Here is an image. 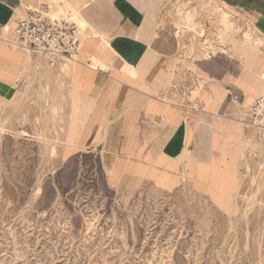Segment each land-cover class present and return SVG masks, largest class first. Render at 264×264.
I'll use <instances>...</instances> for the list:
<instances>
[{"label":"rangeland","instance_id":"374dc122","mask_svg":"<svg viewBox=\"0 0 264 264\" xmlns=\"http://www.w3.org/2000/svg\"><path fill=\"white\" fill-rule=\"evenodd\" d=\"M167 1L160 0L168 5L162 15L175 19L176 29L196 34L210 22L214 28L219 17L231 55L242 58L238 49L251 47L264 56V34L255 25L245 21L251 27L245 37L234 34L228 15L244 18L230 3ZM38 3L51 8L52 19L75 23L86 41V24L68 0ZM177 41L176 94L182 100L192 92L195 101L205 93L204 84L201 91L195 85L201 45ZM26 54L16 98L0 101V264H264V145L240 115L227 122L233 129L222 128L221 190L186 178L177 188H114L96 156H71L67 149L71 66L78 64L61 71Z\"/></svg>","mask_w":264,"mask_h":264},{"label":"crops","instance_id":"0c3cea01","mask_svg":"<svg viewBox=\"0 0 264 264\" xmlns=\"http://www.w3.org/2000/svg\"><path fill=\"white\" fill-rule=\"evenodd\" d=\"M68 1L86 24L78 66H71V156H96L114 188L130 183L177 188L186 178L221 190L222 128L262 95L264 56L243 47L238 58L231 47L230 54L198 62L202 81L195 85L201 91L204 84L205 93L195 101L192 92L180 100L172 75L179 51L175 19L162 15L160 0ZM222 1L264 34V0ZM38 6V0H0V101L16 98L29 66L26 51L4 40L5 28Z\"/></svg>","mask_w":264,"mask_h":264},{"label":"built area","instance_id":"2783aa9c","mask_svg":"<svg viewBox=\"0 0 264 264\" xmlns=\"http://www.w3.org/2000/svg\"><path fill=\"white\" fill-rule=\"evenodd\" d=\"M166 6L168 5L164 6L163 11H167L165 10ZM50 9L48 5L30 9L27 16L19 17L14 24L5 28L9 37L7 36V39L4 40L16 49L37 53L45 58L50 67L54 69L66 64H78L79 55L84 47L83 32L75 23L64 19H52L49 16ZM201 15V20L207 17L206 13ZM174 18L178 20L177 17ZM214 18V28L210 22L207 29L202 28L196 34H186L185 28L182 26L175 31L176 37L182 42L192 40L200 42L199 55L204 60H210L219 53L230 54L231 52V46L227 44V36L223 35L225 29L222 21L219 17ZM228 20L233 21L231 26L236 36L239 34L238 36L242 35L244 38L243 31L251 29L248 23L237 20L231 15H228ZM238 24L242 27L238 28ZM240 117L242 124L253 131L256 140L260 144H264V94L258 97L248 109L243 110Z\"/></svg>","mask_w":264,"mask_h":264}]
</instances>
